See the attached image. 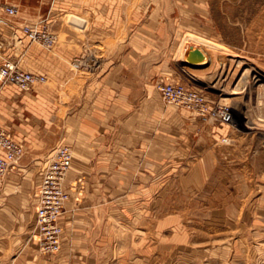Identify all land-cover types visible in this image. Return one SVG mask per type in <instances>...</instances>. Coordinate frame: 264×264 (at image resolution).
Instances as JSON below:
<instances>
[{"label": "crops", "instance_id": "obj_1", "mask_svg": "<svg viewBox=\"0 0 264 264\" xmlns=\"http://www.w3.org/2000/svg\"><path fill=\"white\" fill-rule=\"evenodd\" d=\"M5 5L18 9L13 22L3 16ZM186 5V0H24L17 5L0 0V68L12 59L47 77L29 92L0 81V127L25 147L19 172L7 178L0 198V264H123L130 258L149 264L156 228L164 232L186 225L181 196L219 194L215 165L226 159L219 140L227 129L166 106L155 85L177 71L197 81L183 54L190 47L212 55L198 44L180 45L179 33L192 19ZM28 24L56 35V55L28 43L21 31ZM96 36L104 40L94 42ZM96 46L105 57L97 59ZM180 49L181 62L174 59ZM88 50L96 69L79 91L82 74L71 63ZM61 146L73 149L66 186L79 180L84 190L80 196L69 192L60 252L42 256L32 238L34 194L44 164ZM258 191L264 197V183ZM172 196L180 197L172 202ZM169 241L163 234L159 248Z\"/></svg>", "mask_w": 264, "mask_h": 264}, {"label": "rangeland", "instance_id": "obj_2", "mask_svg": "<svg viewBox=\"0 0 264 264\" xmlns=\"http://www.w3.org/2000/svg\"><path fill=\"white\" fill-rule=\"evenodd\" d=\"M23 1L10 0V3L17 5ZM186 1L192 19L188 28H182L179 33L180 45L198 44L208 50L214 67L194 68L191 73L197 75V81L190 79L193 76H188L190 73L164 74L156 82V89L159 80L164 79L201 91L212 105L227 106L229 115L224 120H200L227 129L223 132L224 138L219 140H228L219 144V153L226 159L215 165L214 180L218 183L215 189L219 194L181 196L185 207L181 214L186 225L167 227L164 232L156 228L155 258L149 264H264V197L258 191L259 184L264 183V0ZM3 13L9 23L16 18H9L4 10ZM94 38V42L104 40L103 36ZM96 47L93 50L98 49L97 59L105 57L103 50ZM54 50V54L49 53L56 55ZM93 50L71 63L72 66L83 61L77 72L82 74L79 91L96 69L97 63L89 59ZM179 51L175 61H180L184 50ZM183 54L186 61L187 52ZM66 90L63 88V94ZM19 166L20 162L6 177L0 198L7 178L18 174ZM83 186L77 180L68 190L80 196ZM38 192L34 194L36 198ZM179 197L172 196V202ZM198 222L202 224L197 225ZM163 234L170 236L164 249L159 248L158 242ZM123 264L147 263L130 258L124 259Z\"/></svg>", "mask_w": 264, "mask_h": 264}, {"label": "built area", "instance_id": "obj_3", "mask_svg": "<svg viewBox=\"0 0 264 264\" xmlns=\"http://www.w3.org/2000/svg\"><path fill=\"white\" fill-rule=\"evenodd\" d=\"M4 12L9 18L18 15V9L5 5ZM21 31L29 44H38L46 51L54 54L57 37L46 26L39 28L31 24L24 25ZM83 61L72 64L74 70L82 68ZM0 81L3 85H13L28 92L35 86L46 83L47 77L35 75L21 68L19 62L7 60L0 68ZM157 89L167 105L194 112L204 120H224L229 115L227 106L212 105L199 90L184 84L159 80ZM224 143L227 139L222 140ZM0 192L6 177L16 170L18 163L24 157L25 147L15 140L12 134L0 128ZM73 163V153L70 147L61 146L42 172V184L37 195L36 222L32 238L38 243V252L42 256L57 255L62 246L64 228L63 216L66 213V203L70 199L66 176Z\"/></svg>", "mask_w": 264, "mask_h": 264}, {"label": "water", "instance_id": "obj_4", "mask_svg": "<svg viewBox=\"0 0 264 264\" xmlns=\"http://www.w3.org/2000/svg\"><path fill=\"white\" fill-rule=\"evenodd\" d=\"M186 61L193 68L212 69L214 67L212 56L195 46L188 49Z\"/></svg>", "mask_w": 264, "mask_h": 264}, {"label": "bare ground", "instance_id": "obj_5", "mask_svg": "<svg viewBox=\"0 0 264 264\" xmlns=\"http://www.w3.org/2000/svg\"><path fill=\"white\" fill-rule=\"evenodd\" d=\"M199 69H201V68H199ZM57 149H58V148H57ZM72 153H73V151H72ZM53 155H54V153H53ZM53 155H52V156H53ZM51 158H52V157H51ZM51 158H50V159H51ZM67 174H68V173H67ZM66 178H67V176H66ZM65 185H66V181H65Z\"/></svg>", "mask_w": 264, "mask_h": 264}]
</instances>
